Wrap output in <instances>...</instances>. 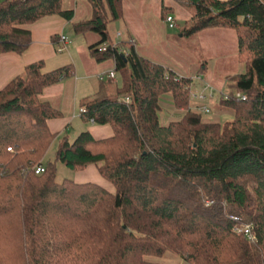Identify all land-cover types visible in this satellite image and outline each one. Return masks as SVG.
Instances as JSON below:
<instances>
[{"label":"trees","instance_id":"trees-1","mask_svg":"<svg viewBox=\"0 0 264 264\" xmlns=\"http://www.w3.org/2000/svg\"><path fill=\"white\" fill-rule=\"evenodd\" d=\"M90 2L92 18L73 22L74 31L101 35L91 54L113 60L122 86L101 80L82 101L81 117L110 125L113 134L64 138L57 160L72 170L97 165L114 192L58 182L55 162L43 163L55 138L48 120L62 116L44 90L75 69L28 64L24 77L0 90V264H167L149 257L168 252L185 264H264V0H186L195 13L184 35H237V58L246 66L233 88L247 99L231 92L219 101L233 115L225 123L193 109L192 77L134 45L108 42V18L124 16L123 0ZM49 16L72 22L74 10L62 0H0V55L24 53L29 26ZM165 103L180 118L165 122ZM37 165L45 171L37 174ZM232 215L251 224L256 241L234 230Z\"/></svg>","mask_w":264,"mask_h":264},{"label":"rangeland","instance_id":"rangeland-1","mask_svg":"<svg viewBox=\"0 0 264 264\" xmlns=\"http://www.w3.org/2000/svg\"><path fill=\"white\" fill-rule=\"evenodd\" d=\"M62 2L65 9L75 10V21L92 18L90 0H62ZM123 7L124 16L121 19H111L110 16L108 18V42L118 45L126 43L129 47L134 45L130 42V35H133L138 40L136 49L141 54L182 76L192 77L193 100L202 103L194 105L193 109L200 113L202 105L206 106L210 112L203 113V119L214 121L215 111L218 110L217 104L223 96H228L231 92L238 93L233 88V77L245 71V62H239L237 58L236 32L231 29H208L191 36L184 35V26L195 13L194 6L186 0H123ZM167 15L174 17V28L169 27L166 21ZM65 34L68 35L70 43L58 54L62 60L58 67L73 63L75 69L73 78L68 80L67 88L75 91V83L78 81L76 87L80 92L79 96L84 92L93 95L99 76L106 74L108 68L113 65L111 59L98 61L91 54L90 47L101 40V35L93 31L76 34L73 26H70ZM77 45H81L83 49L80 55L75 57L73 47ZM82 60L91 73L85 69ZM99 64L103 69L102 73H98ZM240 66L242 69L239 70ZM117 75V84L122 86L121 73ZM200 92L206 95L211 93L213 98L205 100L194 98V95ZM67 93L64 92L68 96ZM66 102H69L68 98ZM53 103L57 104L55 100ZM75 108L78 112L79 102ZM232 118L231 114L222 113L220 122L225 123ZM48 160H55L53 152L45 158V162L47 163ZM74 177V170L61 161L57 162L58 182ZM149 259L167 264H185L180 256L173 252H168L163 257H149Z\"/></svg>","mask_w":264,"mask_h":264},{"label":"crops","instance_id":"crops-1","mask_svg":"<svg viewBox=\"0 0 264 264\" xmlns=\"http://www.w3.org/2000/svg\"><path fill=\"white\" fill-rule=\"evenodd\" d=\"M74 10V9H73ZM76 12L74 10V19L72 22H69L59 16H49L45 17L42 20L34 23L33 25L29 26L32 31V43L26 49V51L22 54L16 53H4L0 55V90L3 89L12 79L21 76L24 77L25 75V67L33 63L35 61L44 60L45 67L47 70H52L58 68L61 65L62 60L59 57V53H61L58 48L60 44V36L66 35V30L73 26V22L76 20ZM68 37V35H66ZM130 42L137 47L138 40L135 36L130 35ZM105 46V45H102ZM73 49L74 55L76 57L80 55L83 47L81 45L74 46ZM63 52V51H62ZM112 66L108 68L107 71L115 70V65L113 60ZM91 62V61H90ZM82 64L87 69L88 73H91L83 60ZM74 65V64H73ZM239 70L242 69V66L238 68ZM103 69L101 68V64L98 65V73H102ZM116 71V70H115ZM118 71H116V80L114 82L117 83L118 81ZM73 77L66 78L60 83L47 87L44 90L43 97L50 100L52 103L55 100L57 104L53 103L56 107H58L61 112L62 116L58 118H52L48 120V127L51 132L55 134V138L51 143L49 149L47 150L43 163L45 164V158L49 156L50 152H53L55 156V164L57 169V152L60 147V144L64 138H67L70 142H73L75 138L85 130L91 132L94 138L96 139H104L112 136L113 129L110 125H98L96 123H86L81 117V109H82V101L88 97L93 96L100 85L101 80L98 79V83L95 86L94 94H90L88 92H84L82 95L79 96L80 92L77 91L78 81H76L75 91L69 90L68 87V80L72 79ZM79 78H77L78 80ZM67 91L68 96L64 94ZM70 95V97H69ZM59 98V100H57ZM64 98V99H62ZM68 98L69 102H66ZM79 100V101H78ZM79 102V111H76V104ZM202 103L197 102L194 100V105H200ZM165 107L167 108V113L164 115V121H170L176 118H180L181 111L175 110L172 106L168 103H165ZM216 117L214 121H220V115L222 113H229V111H220L219 109L215 111ZM214 113V114H215ZM233 117V115H232ZM209 121V120H208ZM51 160H48L50 162ZM75 177L73 180L79 183H86V182H93L103 186L104 188L114 192L113 185L105 180L98 171L97 165H89L85 169L82 170H74ZM110 185H108V183Z\"/></svg>","mask_w":264,"mask_h":264},{"label":"built area","instance_id":"built-area-1","mask_svg":"<svg viewBox=\"0 0 264 264\" xmlns=\"http://www.w3.org/2000/svg\"><path fill=\"white\" fill-rule=\"evenodd\" d=\"M166 21L169 23L170 28L175 27V20H174V17L172 15H167ZM59 41L61 44L58 48L59 51H63L67 47V45L70 43V39L66 35H61ZM104 48H105V46L101 47V49H104ZM99 79L100 80L115 81L116 80V71L111 70V71H108L106 74H101L99 76ZM228 97L229 96H225V95L223 96V98H225V99H227ZM235 97L239 100H246L247 99L246 95L242 94L240 92L236 93ZM194 98H199L200 100H205L206 98L212 99L213 94L210 93V95H206L204 92H200L198 94H195ZM126 101L129 102L130 98L126 97ZM84 111H85L84 109H81V112H84ZM209 112H210L209 108L202 105V107L200 108V113H209ZM8 150L12 151V147H9ZM34 170L37 174L43 173L45 171V166L37 165V166H35ZM230 217L236 222V224L234 226V230L237 233L244 234L252 242L256 241V236L252 230L251 224L242 222L241 219L235 215H232Z\"/></svg>","mask_w":264,"mask_h":264}]
</instances>
